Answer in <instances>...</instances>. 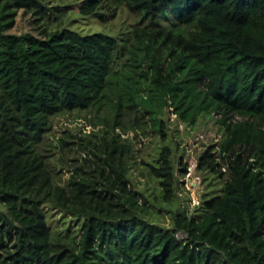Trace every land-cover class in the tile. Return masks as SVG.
I'll return each instance as SVG.
<instances>
[{
    "label": "trees",
    "instance_id": "16d2710c",
    "mask_svg": "<svg viewBox=\"0 0 264 264\" xmlns=\"http://www.w3.org/2000/svg\"><path fill=\"white\" fill-rule=\"evenodd\" d=\"M33 3L0 0V264H264V0H81L80 15L100 22L121 6L140 17L120 73L118 36L41 26ZM105 100L112 125L77 138L85 156L59 183L40 148L52 118ZM167 107L190 124L220 114L224 128L197 164L222 180L219 194L170 228L147 218L122 137L149 127L166 141ZM172 154L165 144L156 164L142 161L164 203L176 196ZM47 209L78 233L53 234Z\"/></svg>",
    "mask_w": 264,
    "mask_h": 264
},
{
    "label": "rangeland",
    "instance_id": "374dc122",
    "mask_svg": "<svg viewBox=\"0 0 264 264\" xmlns=\"http://www.w3.org/2000/svg\"><path fill=\"white\" fill-rule=\"evenodd\" d=\"M80 2L81 0H34L35 6L32 7L31 12L33 13H30V17L31 20L41 17L37 24L41 26L46 24L50 29L68 27L85 34L102 32L118 36L124 46L115 64L116 71L120 73L128 56L126 50L132 38L131 31L140 17L121 6L113 18L100 22L94 18L81 16L77 8ZM60 10H66L65 14H60ZM41 11L44 14H41ZM26 18L20 11L16 16L18 26H26ZM99 106L52 118L51 130L42 141L40 148L44 155H49L47 162L54 169L59 183H66L71 170L85 156L77 151L79 143L77 138L92 130L97 131L112 125L114 110L111 103L105 100V103ZM165 110L164 119H168L166 141L163 142L159 135L153 133L149 127L146 129L147 134H143L136 128L135 130L129 129L122 137L128 136L134 142V151L129 159V179L133 189L147 199V206L150 210L147 218L155 224L170 228L176 213L183 212L187 216L199 215L202 211V202L219 194L222 180L218 176L209 171H198L194 168L191 173L180 177L178 170L180 158L188 166H196L200 157L211 146H217L224 136V128L220 124L219 115L216 116L214 112L202 114L197 117L195 123L190 124L179 120L172 108L167 107ZM130 116L131 114L120 117L122 127H131ZM115 131L122 132L121 128H116ZM61 138L67 145L63 146L59 143ZM165 144L173 149L172 161L178 178L176 196L171 203H164L158 197L160 192L158 180L150 175L147 166L142 163L144 160L150 164H156L160 149ZM47 210L49 212L46 216L53 234L78 233V222L73 218L58 210ZM179 237H184V235L179 234Z\"/></svg>",
    "mask_w": 264,
    "mask_h": 264
},
{
    "label": "built area",
    "instance_id": "2783aa9c",
    "mask_svg": "<svg viewBox=\"0 0 264 264\" xmlns=\"http://www.w3.org/2000/svg\"><path fill=\"white\" fill-rule=\"evenodd\" d=\"M216 114V113H215ZM219 115V117H221V115L220 114H217L216 116H218ZM236 118V119H235ZM235 118H234V120H240L241 118L240 117H238V116H235ZM194 168H195V170H196V168H197V165L195 166V165H190V166H188L187 167V173H191L192 172V170H194Z\"/></svg>",
    "mask_w": 264,
    "mask_h": 264
}]
</instances>
